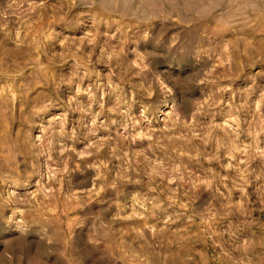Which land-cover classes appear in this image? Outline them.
<instances>
[{
    "label": "rangeland",
    "instance_id": "rangeland-1",
    "mask_svg": "<svg viewBox=\"0 0 264 264\" xmlns=\"http://www.w3.org/2000/svg\"><path fill=\"white\" fill-rule=\"evenodd\" d=\"M0 264H264V0H0Z\"/></svg>",
    "mask_w": 264,
    "mask_h": 264
}]
</instances>
